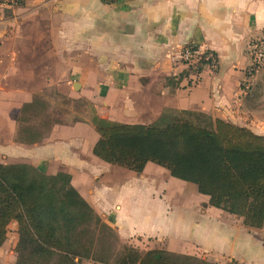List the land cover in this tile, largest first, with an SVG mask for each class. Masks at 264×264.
Returning a JSON list of instances; mask_svg holds the SVG:
<instances>
[{
  "label": "crops",
  "instance_id": "obj_1",
  "mask_svg": "<svg viewBox=\"0 0 264 264\" xmlns=\"http://www.w3.org/2000/svg\"><path fill=\"white\" fill-rule=\"evenodd\" d=\"M263 38L264 0L0 5V163L69 175L122 246L216 264H264V227L246 228L242 219L209 206L196 186L153 163L137 174L103 162L93 153L100 137L92 122L97 117L150 125L165 112L196 113L264 136V76L257 77L243 104L236 102L251 65L247 45ZM189 44L211 49L218 69L185 65L181 52ZM48 94L85 102L91 117L55 121L41 141H23L27 127L45 126L32 116L34 110L23 109L39 101L44 117ZM17 231L12 222L0 248L1 264H15Z\"/></svg>",
  "mask_w": 264,
  "mask_h": 264
},
{
  "label": "trees",
  "instance_id": "obj_2",
  "mask_svg": "<svg viewBox=\"0 0 264 264\" xmlns=\"http://www.w3.org/2000/svg\"><path fill=\"white\" fill-rule=\"evenodd\" d=\"M29 109L37 117L45 106L37 101L23 113ZM92 122L100 137L93 153L103 162L137 174L153 163L196 186L209 206L242 219L246 228L264 227V136L196 113L165 112L150 125L97 117ZM43 130L48 131L27 127L23 141H41ZM12 222L19 235L15 264H216L131 246L112 252L105 232L113 245L119 242L114 229L75 190L69 175L48 176L30 165L0 163V248Z\"/></svg>",
  "mask_w": 264,
  "mask_h": 264
},
{
  "label": "built area",
  "instance_id": "obj_3",
  "mask_svg": "<svg viewBox=\"0 0 264 264\" xmlns=\"http://www.w3.org/2000/svg\"><path fill=\"white\" fill-rule=\"evenodd\" d=\"M18 4L19 0H0V5L9 9ZM247 50L251 58V65L246 69L244 79L238 88L236 102L239 105L252 94L257 77L264 75V38L251 40L247 45ZM181 59L188 66L201 63L213 71L219 67L217 56L211 49L199 48L193 44L182 49Z\"/></svg>",
  "mask_w": 264,
  "mask_h": 264
},
{
  "label": "rangeland",
  "instance_id": "obj_4",
  "mask_svg": "<svg viewBox=\"0 0 264 264\" xmlns=\"http://www.w3.org/2000/svg\"><path fill=\"white\" fill-rule=\"evenodd\" d=\"M45 100L48 101L50 108H48L47 114L45 113L44 117L39 115V118H40L39 123L41 124L43 122V124H45V129L48 128V124L51 123L50 125H52L53 123H55V121H63L66 123H70L78 119L84 118L86 115H88V117H91V111L87 108L85 102L83 101L75 100V99H71L67 97H55L54 94L53 95L48 94ZM243 102L241 104H243ZM145 198H146V195H143L144 200L142 204L144 203L146 204L147 202H149V200H145ZM105 233H106L107 243H109L107 246L111 248L112 252L114 251L117 254L122 252L124 246H122L121 243L119 242L118 243L113 242L114 244L111 245L110 239L112 240V238L109 235V233L107 232ZM12 237H13L12 231H10V234L8 237L9 244H11ZM148 248L143 247V250H140V249L138 250L142 253H146L148 252L147 250H149ZM7 263H9V260L7 261ZM83 264H100V263H96L95 261L88 260V261H84ZM229 264H232V263H229Z\"/></svg>",
  "mask_w": 264,
  "mask_h": 264
}]
</instances>
